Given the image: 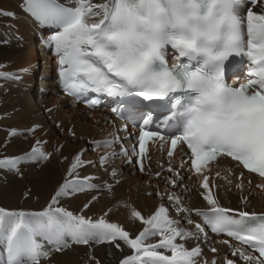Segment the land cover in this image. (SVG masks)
I'll return each mask as SVG.
<instances>
[{"label":"snow or ice","instance_id":"obj_1","mask_svg":"<svg viewBox=\"0 0 264 264\" xmlns=\"http://www.w3.org/2000/svg\"><path fill=\"white\" fill-rule=\"evenodd\" d=\"M73 2L74 7H65L57 0H25L26 11L62 29L52 40L59 57L60 81L69 95L93 92L121 97L138 93L149 101L171 95L173 105L156 117L161 123L178 122L181 126V134L171 139L169 156L183 143L190 150L191 169L197 174L210 162L227 156L264 178V14L249 8L246 16L242 15L239 9L243 0ZM90 19L96 22H88ZM168 45L177 51L180 61L171 67L165 59ZM233 54H244L250 60L248 82L239 87L228 85L224 79V62ZM0 77L16 79L4 72ZM183 100L187 103L182 104ZM98 104V99L89 101V106ZM146 116L145 127L151 122V114ZM158 135L141 129V156L146 142ZM47 158L40 148L33 147L25 156L0 159V168L17 170L23 160ZM106 160L102 157L99 163ZM83 163L79 155L74 158L68 172L73 178L65 179L41 211L0 207V264H41L51 250L70 247L69 241L80 245L106 242L117 249L121 247L118 241H122L134 254L120 264H208L197 259L203 251L199 245L187 249L177 243L178 238L200 239L197 233H204V227L195 224V233L178 227L179 221L171 219L164 206L148 218L137 210L131 212L133 218L146 225L134 237L104 217L93 220L57 206L62 197L96 189L89 183L93 177L75 176ZM201 186L206 190L204 200L212 207L206 212L196 210V215L203 218L211 232L225 234L246 246L222 241L233 249V256L246 264H264V214L220 207L207 176ZM168 199L173 197L169 195ZM157 236L161 237L158 242H148ZM46 245L52 248L45 250ZM247 249L258 256L248 254ZM225 264L235 262L227 259Z\"/></svg>","mask_w":264,"mask_h":264},{"label":"bare ground","instance_id":"obj_2","mask_svg":"<svg viewBox=\"0 0 264 264\" xmlns=\"http://www.w3.org/2000/svg\"><path fill=\"white\" fill-rule=\"evenodd\" d=\"M64 1L75 6L73 0ZM103 2L105 0H92L94 4ZM0 7H3L0 12L2 14H0V72L19 77L16 81L0 77V159L7 154L15 155L18 152L21 154L22 150L28 148V143L22 140L20 133L23 134L26 130L27 133H32L35 126L36 131L42 133L48 128L46 121L62 125L69 121V118H73L82 125L84 137L81 143L83 146L90 143L96 144L99 150L102 149L105 152H102V156L107 157L106 163L115 172V175H110L108 180L113 182L122 180V183H120L124 184L123 187L118 186L112 200L109 199L110 196L105 195L106 192L104 194L98 191L99 187L102 186L101 184H94L98 186V189L85 190L62 197L57 206L93 220L104 217L108 222L121 226L133 237L139 234L146 225L133 218L131 212L137 210L143 217L148 218L160 206H164L168 209L170 218L179 221L178 227L195 233L197 232L195 224L198 223L204 227L202 217L196 215V210L205 212L212 207L210 205L208 208H200L204 207L201 204L209 205L205 202L202 203L206 190L201 185L204 176H207L213 197L215 199L220 198L223 203L218 204L220 207L245 211L241 209L243 206L239 208V205L248 201V204L256 206V210L247 212L264 214V179L254 173L244 172L233 159L220 156L207 168L203 169L202 173H190L188 166L182 162L186 153L182 145L177 148L175 154L169 156L167 155V138H152L147 147L148 156L144 161V168L140 171L132 163L131 155H123L124 151L129 149L128 143L106 146V140H116L127 136L122 133L124 126L119 120L114 119L111 112L104 107L86 108L71 103L69 97L58 94L56 74L53 70L57 60L52 52L48 50V46L45 47V52L37 47L38 35L44 34L52 27V24L49 22L41 24L31 15L29 16L24 9L25 0H0ZM249 8L257 14H264V0H256V3L243 0L239 11L246 16V9ZM4 11H11L12 15L7 16L3 13ZM88 22H96V20L90 19ZM39 52L41 55H39ZM37 73L41 74L39 81L37 80L38 82L35 79ZM232 79L237 80L238 77L233 76ZM243 79L241 78V80ZM60 107H62L63 112L59 110ZM46 109L48 110L45 111ZM94 132L96 135L93 134ZM53 136L46 145H54V143L55 146L57 145L58 139L54 134ZM42 137L45 138L46 136L42 135ZM74 147L73 143H68L64 153L68 154L69 157L73 156ZM84 152L89 160H97L101 155L100 152V155L88 153L86 150ZM113 156L118 158L116 162L112 160ZM85 158L84 161H86ZM41 163H43V160L35 159L33 162L24 164L22 169L20 168V173L23 171L25 173L23 182L20 180L22 176L19 173L10 171L7 168H0V207L7 210L34 212L41 211L50 203L52 196L60 185L65 182H62L64 177L62 176L63 163H60L56 157H53L48 165ZM89 166L91 167V164ZM169 168L172 169L171 172L168 171ZM240 173L242 177L237 179ZM157 174L159 175L156 178L155 175ZM187 174H189L188 179H186ZM230 180H235V188H238L237 192L231 189ZM192 182L197 186L193 187ZM171 184L178 190L172 189ZM237 185H240V187ZM248 189L253 190L252 195L251 191L248 192ZM156 192L160 193L159 196L162 199L155 196ZM169 195L173 197L172 200L168 199ZM93 197H96V199H93ZM176 198L179 199V203H177ZM85 204H88L89 207L85 208ZM189 219L193 221L192 224L187 223ZM197 234L200 239L182 240L178 238L177 243L183 244L187 249L199 245L203 251L202 257L197 259L206 260L208 264H211L213 260H215V264H225L227 259L233 260L235 264H246L238 256H233V249L229 244H224L222 241L228 240L230 244L241 248H246L245 246L233 242L224 235L213 236L209 235L207 231ZM160 239L159 236L151 237L148 242L156 243ZM69 243L70 247L63 251L51 250L47 258L41 259V264H120L122 259L134 254L133 250L128 248L122 241H118L121 245L120 249H117L114 244L106 242L90 243L89 245L72 244L71 241ZM51 248V245H46L45 250ZM211 248H215L217 251L212 252ZM160 251L164 250L161 249ZM247 251L250 255L258 256L253 251L248 249ZM165 254L171 255L170 252H165Z\"/></svg>","mask_w":264,"mask_h":264},{"label":"rangeland","instance_id":"obj_3","mask_svg":"<svg viewBox=\"0 0 264 264\" xmlns=\"http://www.w3.org/2000/svg\"><path fill=\"white\" fill-rule=\"evenodd\" d=\"M2 8L3 7H0V12H1V10H2ZM1 14V13H0ZM2 15V14H1ZM15 27H17V26H15ZM39 55H41L40 54V52H39ZM40 76H41V74L40 73H37L36 74V81L38 80L39 81V78H40ZM16 77V79H13V80H18L19 79V77L18 76H15ZM37 81V82H38ZM0 96H1V92H0ZM45 99V98H44ZM62 109V107H60V111H62L61 110ZM48 109H46L45 111H47ZM63 112V111H62ZM69 121H67L65 124H62V125H56L54 122H52V121H50V122H48V121H46V123H47V127L49 128H46L42 133H39V132H37L36 131V126H35V128H34V130L32 131V133H27V130L26 131H24L23 132V134L22 133H20V137L22 138V140L25 142V143H28L27 145H28V148H26V149H24V151L22 150V152H21V154H20V152H18V153H16L15 155H11V154H7V155H5V156H2L1 157V159L2 158H5V157H22L21 155H23V156H25V154H27V153H29V152H31V150L33 149V147H38V148H40V150L42 151V152H45V154L48 156V158L47 159H39L40 161L41 160H43V163H41V164H49L50 163V161H52V158L54 157H56L59 161H60V163H63L62 164V176H64L63 177V181L62 182H64L65 181V179H71V178H73V177H69V175H68V172H69V167H71L70 165L72 164V162L74 161V158L77 156V155H79L80 156V158H82V161H84V158L86 157L85 156V150L86 151H88V153H97V154H99V152H100V157H99V159H101L103 156H102V154L103 153H105V152H103V150L102 149H100L99 150V148H98V145H97V148H95V145L94 144H88V145H84L83 146V144L81 143L82 141H83V137H84V134H83V128H82V125H81V123L80 122H78V121H76V120H73V118L71 119V118H69L68 119ZM78 124V125H77ZM50 125V126H49ZM65 127V128H63V127ZM75 126V127H74ZM103 126H105V124H103ZM53 127V128H52ZM52 130H51V129ZM78 129V130H77ZM60 130V131H59ZM56 133H55V132ZM67 131H71V132H67ZM79 131H81L80 132V134H79ZM76 132V133H75ZM24 133H26V134H24ZM38 133V134H37ZM53 134L55 135V137H57V139H58V143H57V145L55 146V143H54V145L53 144H50V145H46V144H48V142L50 141V139L52 138V137H54L53 136ZM76 136H75V135ZM79 134V135H78ZM94 135H96V133L94 132L93 133ZM22 135V136H21ZM35 135V136H34ZM37 135V136H36ZM41 135V136H40ZM42 135L43 136H46L45 138H43L42 137ZM50 136V137H49ZM67 136V137H66ZM70 136V137H69ZM81 136V137H80ZM27 137V138H26ZM33 139H32V138ZM95 137H97V136H95ZM26 138V139H25ZM36 138V139H35ZM74 139V140H73ZM82 139V140H81ZM41 140V141H40ZM43 140V141H42ZM64 141V142H63ZM33 144H32V143ZM68 143H73L74 145H75V147H74V149H73V151H72V153H73V156H71V157H69L68 156V154L66 155V153H64V151H65V147L67 146V144ZM76 143V144H75ZM62 145V146H61ZM82 145V146H81ZM42 146V147H41ZM55 146V147H54ZM49 147V148H48ZM80 147V148H79ZM82 147V148H81ZM30 148V149H29ZM90 148V149H89ZM83 151H82V150ZM47 150V151H46ZM54 150H55V153H54ZM99 150V151H98ZM80 151H81V153H80ZM63 152V153H62ZM103 152V153H102ZM60 154V155H59ZM64 154V155H63ZM82 155H84V156H82ZM123 155H125V154H123ZM102 156V157H101ZM65 157H67V158H65ZM69 158V159H68ZM86 159V161H84V163L82 164L83 166H80V167H78L77 168V170H76V173L78 174H76L75 173V176H77V177H79L80 176V178L82 179V178H84V177H92L93 176V178L94 179H92V180H90L89 181V183H91V184H101L102 186L101 187H99V190L98 191H101L102 193H104L105 194V192H106V194L105 195H107L108 197L110 196V200H112L113 198H112V196L115 194V190H117V188H118V186H120V187H123L124 186V184H121L122 183V180H117L116 182H113V181H109L108 179H109V177H110V175H112L113 174V169L110 167V165H108V163H106L107 162V160H106V162L105 163H103V164H101V163H99V159H97V160H94V159H90L89 160V158H85ZM117 157H115V156H113L112 157V160H114V162H116L117 161ZM35 159H32V160H23V161H21V163L17 166V170H10V171H13V172H15V173H19V175H21L22 177L20 178V180H22V182L25 180V173H24V171L23 172H21L20 173V168L22 169L23 167H24V164H26V163H29V162H33ZM37 160V159H36ZM99 160V161H98ZM26 161V162H25ZM88 161V162H87ZM86 163V164H85ZM94 163V164H93ZM91 164V167L89 166ZM112 164H114L113 162H112ZM97 165V166H96ZM100 165V166H99ZM104 165V166H103ZM130 165V164H129ZM66 166V167H65ZM93 166V167H92ZM106 166V167H105ZM65 167V168H64ZM102 167H104V169H102ZM112 169H110V168ZM91 168V169H90ZM97 168H98V171H97ZM101 168V169H100ZM105 168H107V169H105ZM65 169V170H64ZM68 169V170H67ZM67 170V171H66ZM87 172H86V171ZM89 170V171H88ZM81 171V172H80ZM85 171V172H84ZM110 171V172H109ZM98 172V173H97ZM85 173V174H84ZM107 173V174H106ZM82 175V176H81ZM98 175H101V176H98ZM84 176V177H83ZM98 176V177H97ZM105 176V177H104ZM98 179H97V178ZM104 177V178H103ZM155 177L157 178L158 177V175H155ZM154 178V177H153ZM185 178V177H184ZM189 178V174H187V176H186V179H188ZM238 178V177H237ZM100 179V180H99ZM155 179V178H154ZM185 179V180H186ZM96 181V182H94V181ZM99 182H98V181ZM156 180H159V179H156ZM92 181H93V183H92ZM103 181H105V182H102ZM231 181V185L230 186H232L231 187V189L232 190H234V191H238V188H235V184H236V182H235V180H230ZM98 182V183H97ZM119 182V183H118ZM121 182V183H120ZM173 184V183H172ZM172 184H171V187H172V189H174V190H178V188H175V187H173L172 186ZM117 185V186H116ZM191 185L193 186V187H196L197 185H195L193 182L191 183ZM114 186H116V187H114ZM119 187V188H120ZM96 189H98V186H96ZM231 191V190H230ZM236 191V192H237ZM251 191V192H250ZM255 191V190H254ZM248 192H250L251 193V195L253 194V190L252 189H248ZM179 194H180V192H179ZM255 195V194H254ZM263 195V194H262ZM155 196H158V198H160V199H162V197L161 196H159V195H157V192L155 193ZM216 200H217V203L218 204H223L222 203V201H220V198H216ZM203 202H205L206 204H207V201L206 200H204V201H202V203ZM247 202V203H246ZM202 206H204V207H200V208H208L210 205H207V206H205V204L203 205V204H201ZM241 205V206H240ZM239 205V208H241L242 206V208L241 209H243V210H245V211H249V210H256L255 208H256V206H253L252 204H248V201H245V202H242L241 204ZM249 205V206H248ZM198 206H200L199 204H198ZM245 206V207H244ZM252 206V207H251ZM249 207V208H248ZM200 208H198V209H200ZM238 208V207H237ZM251 208V209H250Z\"/></svg>","mask_w":264,"mask_h":264}]
</instances>
